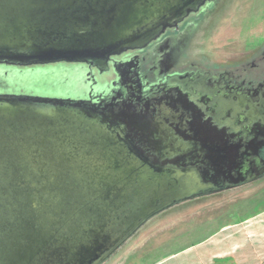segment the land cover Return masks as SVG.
I'll return each instance as SVG.
<instances>
[{"label":"water","instance_id":"obj_1","mask_svg":"<svg viewBox=\"0 0 264 264\" xmlns=\"http://www.w3.org/2000/svg\"><path fill=\"white\" fill-rule=\"evenodd\" d=\"M211 1L0 0V64L101 71ZM158 124L136 103L0 95V264H104L164 211L227 189L215 161L160 158Z\"/></svg>","mask_w":264,"mask_h":264},{"label":"rangeland","instance_id":"obj_2","mask_svg":"<svg viewBox=\"0 0 264 264\" xmlns=\"http://www.w3.org/2000/svg\"><path fill=\"white\" fill-rule=\"evenodd\" d=\"M165 45L158 55L165 74L188 67L249 74L264 61V0H216ZM85 74L81 67L39 77L0 70V95L108 99L115 91L116 70L94 92L84 86ZM217 259L264 264V176L164 211L104 264H214Z\"/></svg>","mask_w":264,"mask_h":264},{"label":"flooded vegetation","instance_id":"obj_3","mask_svg":"<svg viewBox=\"0 0 264 264\" xmlns=\"http://www.w3.org/2000/svg\"><path fill=\"white\" fill-rule=\"evenodd\" d=\"M208 5H213V0L147 47L113 56L109 67L101 71L84 63L58 65L85 69L83 84L93 92L100 89L103 77L113 73L116 66L115 91L108 99L92 94L76 100H91L103 106L139 104L164 128L157 135L162 142L160 158L215 161L217 170L228 173L212 178V182L216 187L231 188L264 176V61L249 74L192 67L165 74L158 60L169 37L184 30ZM158 68L162 72L156 79ZM210 129L215 130V137L206 135ZM212 144L219 147L215 154L203 148L207 145L215 149Z\"/></svg>","mask_w":264,"mask_h":264},{"label":"trees","instance_id":"obj_4","mask_svg":"<svg viewBox=\"0 0 264 264\" xmlns=\"http://www.w3.org/2000/svg\"><path fill=\"white\" fill-rule=\"evenodd\" d=\"M72 64H74V63H72ZM54 67H59V65L58 64H50V65H33V66H12V65L0 64V68H3V69L15 70V71H20V72L22 71V72H28V73L37 72V71L48 72L47 70H51ZM20 72H17V74ZM19 93H22V92H19ZM223 261H225V260L217 259L214 264H220Z\"/></svg>","mask_w":264,"mask_h":264}]
</instances>
